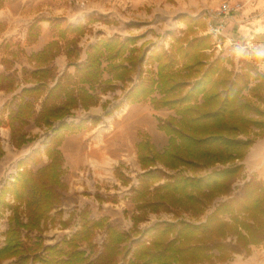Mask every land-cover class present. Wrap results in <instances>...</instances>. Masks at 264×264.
Wrapping results in <instances>:
<instances>
[{
	"label": "trees",
	"instance_id": "1",
	"mask_svg": "<svg viewBox=\"0 0 264 264\" xmlns=\"http://www.w3.org/2000/svg\"><path fill=\"white\" fill-rule=\"evenodd\" d=\"M195 25L196 20L190 19L182 35H170L168 48H152L146 57L150 67L143 75L141 65L150 44L134 45L139 36L98 39L89 46L81 67L90 77L97 73L93 70L102 56L121 57L120 76L133 71L139 75L127 101L149 99L155 109L174 111L157 121V128L168 136L161 150L147 136L136 143L141 172L128 198L138 210L173 211L175 217L139 228L143 218L134 214L127 230L105 215L91 217L84 207L76 214L79 226L69 236L45 244L42 233L47 222L54 221L53 211L66 190L58 145L65 132L83 126L62 121L57 127L62 132L49 129L42 149L46 163L34 169L40 150H32L17 161L13 178L0 186V217L10 212L0 263L12 259L10 264H202L247 252L251 244L264 245V175L244 176L241 163L255 140L252 128L264 132V68L249 60L235 62L234 57L214 55L213 49L206 53L214 44L211 35L196 36ZM70 103L75 106V98ZM32 110L29 101H23L9 111L10 123L23 125ZM64 115L41 109L37 117L50 125L49 119ZM237 179L243 182L235 190L232 183ZM222 195L228 198L217 202L204 220L178 217L182 211L200 217ZM74 215L71 211L61 219L62 226L70 225ZM97 233L104 234L101 245L94 242Z\"/></svg>",
	"mask_w": 264,
	"mask_h": 264
},
{
	"label": "crops",
	"instance_id": "2",
	"mask_svg": "<svg viewBox=\"0 0 264 264\" xmlns=\"http://www.w3.org/2000/svg\"><path fill=\"white\" fill-rule=\"evenodd\" d=\"M10 1L0 0L1 125L8 126L13 148L22 149L29 139L37 137L35 133L44 126L56 133L63 131L62 128H57L62 121L71 124L80 122L83 125L82 128L65 132L58 145V149L64 157L65 173L63 177L68 176L69 172L75 170L82 162V158L80 161H74V157L82 150L81 147L84 145V140L88 137L89 131L99 124L103 114L111 115L117 110H123V114L119 118L122 119L133 105L159 111L160 113H157L158 119H164L174 114V111L167 107L153 108L149 99L137 102L127 101L132 86L139 81V75L138 71H133L128 76L121 77L120 69L117 67L118 63L121 62V57L108 60L102 56L99 66L93 70V72H97L96 74L90 77L83 74L81 67L87 61L89 46L100 38L119 37L124 39L139 36L134 45L138 47L143 41H148L150 44L141 65L143 75L145 69L150 67L146 61L150 50L160 45L168 48L171 43L170 35H182L190 19L196 20V25L193 26L196 36L210 34V27L222 20L214 13L216 9H219V0H196V5L189 0H162L161 16L142 13L139 15L141 18L133 19L134 22L140 23L139 28L144 27L141 33L131 31V21L123 20L122 23L118 19L101 17L96 13H85L71 20L65 14L43 16L42 12L39 11L31 16L25 26L15 27L8 20L9 17H12L9 13ZM242 1L244 0H223L231 9L228 13L231 21L227 22L231 23L227 24V37L239 38L243 41L248 38L249 29L247 26L250 22L237 24L233 18L247 17L252 11L264 10V0H245V4L241 5ZM249 1L251 4H247ZM194 9L196 12L193 11ZM93 22H100L104 26L112 25L113 28L94 33L91 37L87 33L90 32V26ZM156 24L162 26L161 33ZM137 25L138 23H135V26ZM250 26L249 28H252L254 25ZM259 30L261 31H257L256 41L264 40V28ZM152 34H156L155 38ZM159 37H161L160 40ZM249 37L253 36L250 35ZM211 39L214 43L215 39L212 36ZM212 49L216 55L214 44L205 52L210 53ZM127 53L128 51L124 55ZM123 64L129 67L126 61ZM151 68L155 72V67ZM72 98L76 100L75 106L70 103ZM25 100L29 101L33 109L30 116L23 125L12 121L10 123L9 111H15L17 106ZM63 105L64 108H62ZM41 109L53 113L65 112V115L62 118L49 119L50 125H46L37 117ZM134 118L132 117L136 122ZM146 133L155 140V144L158 141L162 148L166 145L168 136L162 130L158 128L147 129ZM21 134L24 138L22 143ZM141 139H137L136 143ZM94 142H97V139ZM0 145L3 149L1 138ZM32 150L33 148L22 149V154L18 160L28 155ZM121 179L122 182L127 180L129 185L133 181L129 182L123 176ZM136 183L137 180L132 186ZM133 206L135 207L133 215L142 212L136 208L134 202ZM254 248L256 245L251 244L247 252L242 250L225 260L213 257L211 261L202 264H264V246H261L260 250L257 249L258 251H254Z\"/></svg>",
	"mask_w": 264,
	"mask_h": 264
},
{
	"label": "rangeland",
	"instance_id": "3",
	"mask_svg": "<svg viewBox=\"0 0 264 264\" xmlns=\"http://www.w3.org/2000/svg\"><path fill=\"white\" fill-rule=\"evenodd\" d=\"M189 1L196 5V0ZM245 2L244 0L240 4H245ZM162 3V0H11L9 3V13L12 17H9L8 20L15 27H23L31 19V16L39 11L42 12L41 14L43 16L65 14L66 17L71 20L85 13H96L101 17L105 16L109 19H118L122 23L123 20L131 21V31L133 33H141L144 27L139 28L140 23L134 22L135 20L133 19L141 18L139 15L142 13L161 16V10H163ZM218 3L220 7L224 2L223 0H219ZM247 4H251V1ZM193 11L196 12V9ZM217 11L218 9H216L214 13L218 18L223 20L220 21L223 25L222 32L227 37V24L231 23L227 22L231 21L229 17L230 14H218L216 13ZM257 11L258 10L250 12L247 17L233 18V20H235L234 22H237V24H243L249 21L250 24L247 26L249 35L247 37L249 38L251 35L255 40L257 31H261L259 29L264 28V10L260 12ZM135 23H138V25L135 26ZM252 24L254 26L249 28ZM156 27H158L161 33L162 31H160V29H162V26L156 24ZM108 28L111 29L113 26H104L100 22H93L90 26V32L87 34L93 37L94 33L101 32ZM152 36L155 38L156 34H152ZM160 38L161 37H159V40ZM221 39L223 40V44L220 50L216 49V55H220L224 58L234 57L229 48L227 39L223 37ZM232 40L242 41L239 38H232ZM234 61L237 62L235 57ZM227 66H229L228 63ZM263 67L264 66L259 67L260 70H262ZM245 93L247 92L245 91ZM141 107L133 105L122 119L119 118L123 114V110H117L111 115L103 114L99 124L89 131L88 137L84 140V145H82V150L79 151V154L89 149L90 153L88 152L84 157H79V154L75 156L74 161H80L82 158V162L79 163V166L75 170L70 171L71 167L69 165V174H73V184L68 183L69 181L66 180V176L62 177L66 185V190L62 194L60 205L53 211L54 221L47 222V226L42 233V239L45 244H52L64 236H69L72 231L79 226V219L76 214L84 207L89 210L91 217L96 218L105 215L109 218L110 222L121 228L127 230L131 229L135 207L128 196L130 187L136 182L137 175L141 172V166L137 159L136 141L137 139L147 136L149 140L155 144V140L148 136L146 130H154L157 128L156 124L159 118L157 113H160L151 108L145 109ZM163 111L167 112L166 110ZM135 113H145V124H139L132 119ZM48 134H50V130L47 126H44L35 133L37 136L36 138L32 137L22 147V149L33 148V150H40L38 162L33 164L34 169L44 165L47 161L42 149L44 143L48 140ZM250 135L255 140L249 147L244 159L241 161L244 165V176L249 177L254 174L261 177L264 175V169L249 165L246 162V158L257 143L264 141V132H260L257 128H252ZM0 138L2 139L3 147V154L0 157L1 186L2 182L5 183L13 178L18 158L22 154V149L13 148L10 140L9 128L5 124L0 126ZM96 139L97 142H94ZM156 142L157 144H155V147L161 150L162 147L159 145L158 141ZM121 176L127 178L129 182L131 180L133 181L129 185L127 180L122 182ZM242 182V179H237L232 183V187L237 190ZM227 198V195L217 197L214 203L208 206L205 213L200 217H195L188 211L178 213V217L192 221L204 220L206 215L213 211L217 202ZM71 211L75 213L74 219L70 225L63 227L60 220L66 219ZM9 213V211H6L0 217V245L3 243V234L7 227V216ZM138 215L143 218L137 223L139 228L147 227L157 220H171L175 217L173 211H159L157 213L142 211ZM30 237L34 239V233ZM103 239L104 234L97 233L94 237V242L101 245ZM261 246L264 245H256L254 251H258L257 249L260 250ZM83 247H85V245H83ZM11 261L12 259H5L0 264H10ZM33 264L41 263L37 262Z\"/></svg>",
	"mask_w": 264,
	"mask_h": 264
},
{
	"label": "clouds",
	"instance_id": "4",
	"mask_svg": "<svg viewBox=\"0 0 264 264\" xmlns=\"http://www.w3.org/2000/svg\"><path fill=\"white\" fill-rule=\"evenodd\" d=\"M229 48L237 60H249L256 67L264 66V40L249 37L243 41H230Z\"/></svg>",
	"mask_w": 264,
	"mask_h": 264
},
{
	"label": "bare ground",
	"instance_id": "5",
	"mask_svg": "<svg viewBox=\"0 0 264 264\" xmlns=\"http://www.w3.org/2000/svg\"><path fill=\"white\" fill-rule=\"evenodd\" d=\"M145 113H135L134 115V119L139 123V124H145V117H144ZM85 151V152H84ZM81 152V154H79V157H84L85 155L88 154V152L90 153V149L89 150H84ZM75 159V157H74ZM108 161V160H107ZM246 162L249 165H252L256 168H261L264 169V141L257 143L253 148L252 151L248 154L247 158H246ZM66 180L70 182V184H73L74 181L73 180V174H69L68 176H66Z\"/></svg>",
	"mask_w": 264,
	"mask_h": 264
},
{
	"label": "built area",
	"instance_id": "6",
	"mask_svg": "<svg viewBox=\"0 0 264 264\" xmlns=\"http://www.w3.org/2000/svg\"><path fill=\"white\" fill-rule=\"evenodd\" d=\"M231 9L227 6L226 3L222 4L217 13H221L223 15H227L228 13H230ZM223 25L221 22H219L217 25L211 26L209 29V33L210 35L215 39L214 41V47L215 49H221V45L223 44V40L221 39L226 38L228 42L230 41H234L231 38L226 37L225 34H223ZM264 68V67H263Z\"/></svg>",
	"mask_w": 264,
	"mask_h": 264
}]
</instances>
